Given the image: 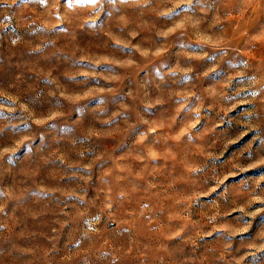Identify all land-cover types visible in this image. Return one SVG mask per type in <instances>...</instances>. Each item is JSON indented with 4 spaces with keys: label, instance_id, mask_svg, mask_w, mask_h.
<instances>
[{
    "label": "rangeland",
    "instance_id": "1",
    "mask_svg": "<svg viewBox=\"0 0 264 264\" xmlns=\"http://www.w3.org/2000/svg\"><path fill=\"white\" fill-rule=\"evenodd\" d=\"M0 264H264V0H0Z\"/></svg>",
    "mask_w": 264,
    "mask_h": 264
},
{
    "label": "snow or ice",
    "instance_id": "2",
    "mask_svg": "<svg viewBox=\"0 0 264 264\" xmlns=\"http://www.w3.org/2000/svg\"><path fill=\"white\" fill-rule=\"evenodd\" d=\"M44 2H45V0H41V3H44ZM89 2L95 3V0H89Z\"/></svg>",
    "mask_w": 264,
    "mask_h": 264
}]
</instances>
